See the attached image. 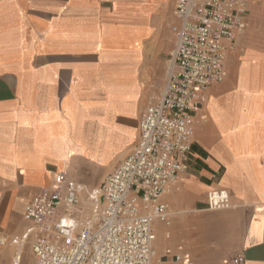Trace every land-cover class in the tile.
Wrapping results in <instances>:
<instances>
[{
	"label": "crops",
	"instance_id": "crops-1",
	"mask_svg": "<svg viewBox=\"0 0 264 264\" xmlns=\"http://www.w3.org/2000/svg\"><path fill=\"white\" fill-rule=\"evenodd\" d=\"M175 6L176 0H0V193L11 192L0 203L4 222L18 213L24 222L11 236L24 238L31 226L25 206L54 183V169L86 177L94 168V176L107 177L132 152L144 109L165 88ZM261 10L252 0L248 25ZM227 68L196 114L189 172L159 199L175 214L169 226L155 222L156 248L161 234L171 240L174 222L184 225V242L168 243L160 260L170 259L167 247L180 246L192 264V257L195 264H224L241 250L246 264H264V49L237 48ZM220 186L231 192L232 205L209 211L207 194ZM191 210L199 215L192 219ZM31 242L9 244L11 264Z\"/></svg>",
	"mask_w": 264,
	"mask_h": 264
},
{
	"label": "built area",
	"instance_id": "built-area-1",
	"mask_svg": "<svg viewBox=\"0 0 264 264\" xmlns=\"http://www.w3.org/2000/svg\"><path fill=\"white\" fill-rule=\"evenodd\" d=\"M251 1L176 0L165 88L144 109L132 152L94 189L66 170L52 171L54 183L25 206L31 226L24 238L3 232L0 244L22 246L32 237L34 264H157L154 224L169 226L172 215L159 199L190 170L196 114L207 90L228 75V57L248 27ZM231 205L227 188L208 192V209ZM165 257L192 264L180 246L167 247ZM21 260L19 253L14 264ZM224 264H246L245 251Z\"/></svg>",
	"mask_w": 264,
	"mask_h": 264
},
{
	"label": "rangeland",
	"instance_id": "rangeland-1",
	"mask_svg": "<svg viewBox=\"0 0 264 264\" xmlns=\"http://www.w3.org/2000/svg\"><path fill=\"white\" fill-rule=\"evenodd\" d=\"M260 1V3L262 4V10H261V14L260 16L255 17V23L253 26L248 25L247 27V31L246 34L242 37V40H240L238 42V50L239 52H244V50L246 49V47L248 46H254L255 48H259V49H264V0H258ZM171 59V55L169 57V60ZM99 169V168H98ZM55 170V169H54ZM53 170V171H54ZM100 170V169H99ZM97 169H89L88 175L86 177H80V176H76L73 173H71L70 171L68 172V175L74 179H76L80 184L84 185L86 188H94L99 186L104 178L106 177L107 173L103 172L101 174L98 175H93L95 174V172L97 173V171H99ZM51 177L53 178V173L51 174ZM11 195V192H6V193H0V197L3 198V200H5L6 198H9V196ZM88 198H86V203H89V200H87ZM208 209V207H207ZM209 210V209H208ZM209 211H215V210H209ZM3 213V203H0V235L5 232L8 235L14 234L16 232H18L22 226H23V220H22V215L20 213L16 214L12 219H10L9 221H5L2 217ZM173 215L175 214L172 211ZM187 214H189V217H191L192 219L196 216L199 215V212L196 210H191L189 212H187ZM193 223V220H192ZM180 227H184L183 224L179 223V222H174L172 227H171V240L167 241L165 239L164 234H161L160 236V240H159V245H158V253L156 255V263L157 264H182V263H177L175 262L173 259H166L164 260L165 262H162L163 260H160V255L162 254V252H164V248L166 247V245H168V243H175L178 244L179 242H184L182 236H180ZM185 229V228H183ZM190 229L192 231V237L190 238L191 241L194 240V227L193 224H191ZM186 230V229H185ZM162 232L164 233V230H162ZM185 244V243H184ZM14 248L9 246V245H1L0 244V264H11V257L13 254ZM238 252L234 253L233 255L237 254ZM232 255V256H233ZM23 264H34V258L32 256V252H31V247L29 245H26L23 249ZM193 256V255H192ZM230 256V257H232ZM193 259V264H195V259L194 257H192Z\"/></svg>",
	"mask_w": 264,
	"mask_h": 264
},
{
	"label": "bare ground",
	"instance_id": "bare-ground-1",
	"mask_svg": "<svg viewBox=\"0 0 264 264\" xmlns=\"http://www.w3.org/2000/svg\"><path fill=\"white\" fill-rule=\"evenodd\" d=\"M176 262V261H175ZM178 263V262H177Z\"/></svg>",
	"mask_w": 264,
	"mask_h": 264
}]
</instances>
